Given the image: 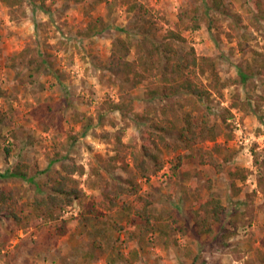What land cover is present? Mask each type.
Wrapping results in <instances>:
<instances>
[{"label":"rangeland","instance_id":"rangeland-1","mask_svg":"<svg viewBox=\"0 0 264 264\" xmlns=\"http://www.w3.org/2000/svg\"><path fill=\"white\" fill-rule=\"evenodd\" d=\"M222 1L216 9L213 0H0V175L25 162L36 179L0 177V191H14L23 204L39 193V182L49 191L43 171L75 163L74 177L90 203L118 181H136L139 194L152 201L154 219L169 225L168 234L146 231L141 221L129 228L128 215L111 211L115 222L135 227L142 241L114 230L103 248H95L90 203H74L58 220L41 217L22 225L4 214L0 264H264V17L252 0ZM92 18H101L106 28L87 38ZM170 29L215 62L218 88L210 87L205 98H166L156 76L147 87L108 71L116 37L130 34L132 46L142 30L161 37ZM38 51L51 53L41 72H35L38 62L26 67L29 58L41 59ZM135 51L132 46L129 60ZM209 77L201 73L204 86ZM186 111L198 123L208 117L216 140L188 147L176 130L157 129ZM156 131L171 146L149 136ZM146 143L157 158L148 159L150 172L142 176L134 156H144ZM202 150L224 162V173L201 163ZM156 160L164 165L159 171ZM238 167L245 180L229 175ZM211 196L221 198L228 212L223 225L201 234L195 210ZM134 199L123 196L120 203ZM62 219L69 222L59 233L55 227Z\"/></svg>","mask_w":264,"mask_h":264},{"label":"trees","instance_id":"trees-1","mask_svg":"<svg viewBox=\"0 0 264 264\" xmlns=\"http://www.w3.org/2000/svg\"><path fill=\"white\" fill-rule=\"evenodd\" d=\"M6 1L9 2L10 0ZM252 2L259 14L264 17V0H252ZM213 3L216 9H220L223 5L222 0H213ZM105 28L104 21L101 18H92L84 32L85 37H91L97 32H102ZM129 38L132 39L130 34L127 39L116 37L113 40L108 71L125 75L127 79L132 80L134 83H145L147 87H149L148 82L151 80V76H156L159 81L158 92L160 91L166 98L183 93H189L192 97L205 98L211 93L210 87L218 88L219 74L215 62L209 58H201L193 46L186 45V39L179 30L170 29L161 37L156 33H152L151 30L147 32L142 30L140 37L131 42L136 50V56L132 60L128 59L132 48L127 42ZM25 52L29 53V50L27 49ZM37 55L41 59L29 58L26 67L29 68L30 65L38 62L35 72L48 69L49 59L47 58L51 56V53L38 51ZM249 69L251 70V68ZM207 72L210 74L209 86H204L201 73L205 74ZM261 72L264 75V69ZM240 73L242 80L246 81L248 74L241 70ZM157 129L159 131L176 130L179 140L188 147L201 140L214 141L218 136L216 126L211 123L208 117L203 116L201 122L198 123L195 121L192 111L181 112L174 114L172 118H165L163 123L157 124ZM149 136H156L164 146H171V143L167 141L162 133L156 131L150 133ZM143 151L144 156L135 155L134 160L138 173L147 176L150 172L147 161L150 158H157V156L153 154L150 143L143 145ZM200 161L202 164L212 166L218 173H224L225 171L224 162L212 151L202 150ZM163 166V163L156 160V171L161 170ZM174 168L177 169V166ZM78 169L79 167L75 163H63L60 169L56 171L46 169L43 173L50 179L49 191L41 190L39 182V193L32 200L23 204H20L19 197L14 191L1 190L0 215L7 214L13 218L15 223L22 225L31 223L35 218L41 217L58 220L59 214L74 205V203L78 202L82 205L90 203L86 192L79 188L78 181L74 177ZM228 173L232 178L242 180L247 178L245 170L241 167L232 168ZM0 177H16L32 182L36 180L35 176L29 175V164L25 162H19L5 174H1ZM233 186L235 187L234 182ZM123 196H133L135 199L133 202L120 203V198ZM93 200L90 203L92 207L87 210V213L96 219L94 226L97 232L92 234L95 248H103L104 241L112 238L114 230H125L129 240H134L139 236L138 238L142 241L143 237L138 235L139 233L136 232L135 227L134 230H130L128 226L125 227L113 220L109 212L115 210L124 212L129 216V228L133 223L137 228L140 226L139 221H141L144 223L143 228L146 231L158 230L161 233L168 234L167 226L169 225L154 219L151 211L152 201L148 197L139 194L136 181H128L127 183L118 181L115 189L107 188L103 190V197L95 196ZM195 212L199 233L210 234L215 231L216 226L224 224L228 209L221 198L211 196L200 199ZM68 222L69 220L62 219L61 224L55 227L57 232L64 233ZM47 226L49 230L53 231L51 226ZM131 253L136 257L139 254L137 249H133Z\"/></svg>","mask_w":264,"mask_h":264}]
</instances>
